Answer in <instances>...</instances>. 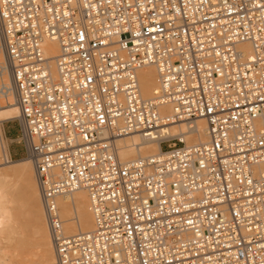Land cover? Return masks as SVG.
Masks as SVG:
<instances>
[{
    "label": "built area",
    "instance_id": "built-area-1",
    "mask_svg": "<svg viewBox=\"0 0 264 264\" xmlns=\"http://www.w3.org/2000/svg\"><path fill=\"white\" fill-rule=\"evenodd\" d=\"M1 103L18 109L54 264H264V0H0ZM197 118L205 142L117 156L122 137ZM76 190L93 227L66 234L56 197Z\"/></svg>",
    "mask_w": 264,
    "mask_h": 264
},
{
    "label": "bare ground",
    "instance_id": "bare-ground-1",
    "mask_svg": "<svg viewBox=\"0 0 264 264\" xmlns=\"http://www.w3.org/2000/svg\"><path fill=\"white\" fill-rule=\"evenodd\" d=\"M243 48L249 50L247 45ZM43 51L49 60L50 71L55 75L53 58L58 53L56 42L45 40ZM136 76L140 95L146 99L152 98L158 89L155 68L151 65L143 66L137 69ZM159 111L162 114L171 113L167 104L161 105ZM17 115L16 106L1 103L0 154H3V158L0 159V264H54L52 245L32 164L27 158L10 159L2 131L3 122L14 119ZM160 137H176L187 145L205 142L207 141L206 123L202 118L177 121L160 130L156 139L144 140L136 134L122 137L116 141L117 156L121 161H130L154 155L162 151L157 140ZM10 169L14 174L9 172ZM259 170L264 172V167H259ZM13 178L16 179L13 188L23 191L19 208L11 192L13 188L10 181ZM56 204L63 222L64 233L74 234L92 229L93 218L89 210L87 194L83 190L57 196ZM32 257H35L36 261H32Z\"/></svg>",
    "mask_w": 264,
    "mask_h": 264
},
{
    "label": "rangeland",
    "instance_id": "rangeland-1",
    "mask_svg": "<svg viewBox=\"0 0 264 264\" xmlns=\"http://www.w3.org/2000/svg\"><path fill=\"white\" fill-rule=\"evenodd\" d=\"M2 131L4 133L5 143H7L6 146H7V150H9L8 154H9L10 159L16 160V159H20V158H25V155L23 153V149H22L21 145L16 141V135H17L16 121L11 120V121H7V122H3ZM162 147H164V145H162ZM0 153H1V151H0ZM2 155L0 154V159L3 158ZM5 165H8V164H5ZM3 169H6V167H3ZM9 172L11 174H14L13 173L14 171L11 169ZM15 183H16V179L13 178L10 181L12 188H13V185L15 186ZM13 190L11 189V192L13 193V196L15 197L16 203L18 204L17 206L19 208L20 203H21L20 201L22 200V196H23V191L21 189H17L16 187L13 188ZM31 260L36 261V258L32 257Z\"/></svg>",
    "mask_w": 264,
    "mask_h": 264
}]
</instances>
